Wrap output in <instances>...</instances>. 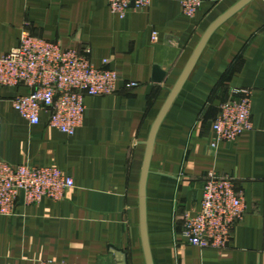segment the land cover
Returning a JSON list of instances; mask_svg holds the SVG:
<instances>
[{"label":"crops","instance_id":"1","mask_svg":"<svg viewBox=\"0 0 264 264\" xmlns=\"http://www.w3.org/2000/svg\"><path fill=\"white\" fill-rule=\"evenodd\" d=\"M240 1L203 0L189 17L181 0H152L121 18L108 0H0V56L28 30L89 50L96 67L120 75L115 93L85 98L73 135L50 126L46 114L30 124L12 106L27 88L0 85V157L55 165L75 182L62 200L0 214V264H120L119 251L126 264H148L141 180L152 129L207 30ZM235 89L252 91L253 127L218 141L212 124ZM209 175L234 179L245 206L223 251L181 238ZM145 206L153 264H264V0H250L214 30L170 104L154 141Z\"/></svg>","mask_w":264,"mask_h":264},{"label":"built area","instance_id":"2","mask_svg":"<svg viewBox=\"0 0 264 264\" xmlns=\"http://www.w3.org/2000/svg\"><path fill=\"white\" fill-rule=\"evenodd\" d=\"M152 0H108L113 13L124 18L131 10L139 11ZM203 0H181L182 13L193 17ZM158 39L153 32L152 40ZM81 52L32 35L21 33L20 45L0 56V85L25 86L26 93L17 95L12 106L30 124L37 125L41 115L49 125L75 134L84 122L87 96H102L117 91V70L96 67ZM106 62V60H105ZM236 98L223 102L212 124L218 141H235L252 129V91L235 89ZM2 117L0 115V139ZM216 146V142L212 143ZM75 186L71 176L58 166L12 164L0 157V214L12 215L19 203L37 204L43 198L62 200ZM245 206L229 176L209 175L206 179L199 210L186 214L181 238L186 244L218 251L229 247L236 223L243 217ZM40 264H49L41 262Z\"/></svg>","mask_w":264,"mask_h":264},{"label":"water","instance_id":"3","mask_svg":"<svg viewBox=\"0 0 264 264\" xmlns=\"http://www.w3.org/2000/svg\"><path fill=\"white\" fill-rule=\"evenodd\" d=\"M250 0H241L236 6H234L231 10H229L226 14H224L222 17H220L205 33L204 37L202 38L200 44L198 45L194 55L192 56L189 64L187 65L184 73L182 74L181 78L179 79L177 85L175 86V88L173 89L171 96L168 100V102L166 103L164 109L162 110L159 118L157 119L149 141H148V149H147V155H146V160H145V165H144V170H143V174H142V180H141V216H142V236H143V242H144V249H145V253H146V258H147V262L148 264H153L152 262V257H151V253H150V247H149V243H148V235H147V228H146V206H145V194H146V180H147V176H148V172H149V163H150V158H151V154H152V150H153V146H154V141H155V137L158 131V128L160 126V123L162 122L170 104L172 103V101L174 100V98L176 97V95L178 94V92L180 91V89L182 88V86L184 85L185 81L187 80L188 76L190 75L192 69L194 68L200 54L202 53V50L204 49L208 39L210 38V36L212 35V33L214 32V30L225 20L227 19L232 13H234L235 11H237L239 8H241L242 6H244L246 3H248ZM156 76L158 81H161L165 74L164 72H161V70L156 69ZM118 255V259L120 261V264H126V257L125 254L121 251H119L117 253Z\"/></svg>","mask_w":264,"mask_h":264}]
</instances>
